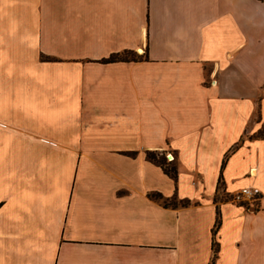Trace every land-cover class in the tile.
Masks as SVG:
<instances>
[{
  "label": "crops",
  "instance_id": "0c3cea01",
  "mask_svg": "<svg viewBox=\"0 0 264 264\" xmlns=\"http://www.w3.org/2000/svg\"><path fill=\"white\" fill-rule=\"evenodd\" d=\"M262 128L264 0H0V264H264Z\"/></svg>",
  "mask_w": 264,
  "mask_h": 264
},
{
  "label": "trees",
  "instance_id": "16d2710c",
  "mask_svg": "<svg viewBox=\"0 0 264 264\" xmlns=\"http://www.w3.org/2000/svg\"><path fill=\"white\" fill-rule=\"evenodd\" d=\"M140 58H142V55H138L135 51H132V50H126V51H123L121 53H112L108 57L103 58L102 61L103 62H113V61H119V60L127 61V60H138ZM263 129L259 130V132L257 133V136L260 138H264V130ZM131 154H133V152H131ZM145 155H146V158L148 160L160 165L162 167L163 171L166 174H168L170 177H172L173 179L176 178V174H177L176 166L174 164H172L171 166L168 167L167 163L165 161V155L162 152L148 150V151H146ZM151 197L154 199H158V200L163 199L161 194H159V193H152ZM217 200H218V198L215 197L214 202H217ZM166 201H167L166 199H164L162 201L164 206H172V207H175L177 205L186 206L190 203L186 199L176 201L175 198L170 199L169 201H175L176 203L174 202L173 204H170V202H166ZM219 222H220L219 217H217L216 221L214 223L213 235H215L216 228L219 225ZM213 245H215V247H214L215 250H214V254H213V259H214L216 256L217 246H218L215 240L212 243V247H213ZM211 264H213V261Z\"/></svg>",
  "mask_w": 264,
  "mask_h": 264
},
{
  "label": "built area",
  "instance_id": "2783aa9c",
  "mask_svg": "<svg viewBox=\"0 0 264 264\" xmlns=\"http://www.w3.org/2000/svg\"><path fill=\"white\" fill-rule=\"evenodd\" d=\"M166 156H167L168 161H173L174 156L171 153H167ZM258 193H259V190L255 187H252L250 189L242 188L234 194V200L240 201L243 199L244 196H247L248 198H250V197H253L254 195H256Z\"/></svg>",
  "mask_w": 264,
  "mask_h": 264
},
{
  "label": "rangeland",
  "instance_id": "374dc122",
  "mask_svg": "<svg viewBox=\"0 0 264 264\" xmlns=\"http://www.w3.org/2000/svg\"><path fill=\"white\" fill-rule=\"evenodd\" d=\"M137 53V52H136ZM139 53V52H138ZM137 53V54H138ZM140 54V53H139ZM138 54V55H139ZM143 57V56H142ZM263 129V128H262ZM264 130V129H263ZM168 156V155H167ZM167 156H166V154H165V161H166V163H168L167 164V166L169 167V166H171L173 163H174V160L173 161H171V162H169L168 160H167ZM236 193V192H235ZM234 193V194H235ZM234 194L231 196V197H226V194L222 191V188L220 187V186H218V196H216V197H218L219 199L217 200V202L218 201H223V200H227V199H229V200H232V201H235L234 200ZM244 198V197H243ZM250 198H252V197H250ZM249 198V199H250ZM162 201L164 200V199H161ZM167 200V199H166ZM244 199H242V200H240V201H235V202H242ZM166 202H170V204H173L175 201H169V200H167ZM176 203V202H175ZM214 247H215V245H213V254H214ZM212 259H213V257H212Z\"/></svg>",
  "mask_w": 264,
  "mask_h": 264
}]
</instances>
